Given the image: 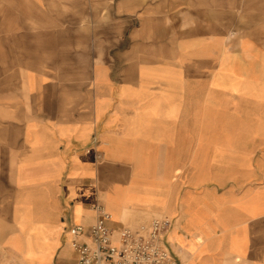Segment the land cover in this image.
<instances>
[{
  "label": "crops",
  "instance_id": "0c3cea01",
  "mask_svg": "<svg viewBox=\"0 0 264 264\" xmlns=\"http://www.w3.org/2000/svg\"><path fill=\"white\" fill-rule=\"evenodd\" d=\"M147 14L125 40L0 37V264H75L68 231L96 205L116 226L169 217L175 264H264L260 40L188 0Z\"/></svg>",
  "mask_w": 264,
  "mask_h": 264
},
{
  "label": "rangeland",
  "instance_id": "374dc122",
  "mask_svg": "<svg viewBox=\"0 0 264 264\" xmlns=\"http://www.w3.org/2000/svg\"><path fill=\"white\" fill-rule=\"evenodd\" d=\"M167 1L169 0H0V37L5 42L10 40L12 34L8 30L12 25L34 26L38 23H47L65 28L79 24L92 29L99 27L101 30L115 25L117 36L125 40L131 32L140 31L141 18L148 15L147 11L162 3H166L167 6ZM189 1L196 7L208 9L214 16L217 13L226 14L221 18L213 16V20H223L232 36H247L260 40L261 50L264 51V0ZM189 17L188 15L181 17L185 20L184 25L188 24ZM231 31H235V34ZM25 60L26 56L22 54L18 60L20 65L16 69H20L18 74H23L21 69L24 68L21 66ZM260 78L259 88L264 95V54L261 55ZM245 86L253 88L252 85ZM232 88L234 89V85ZM262 98L264 100L263 96Z\"/></svg>",
  "mask_w": 264,
  "mask_h": 264
},
{
  "label": "built area",
  "instance_id": "2783aa9c",
  "mask_svg": "<svg viewBox=\"0 0 264 264\" xmlns=\"http://www.w3.org/2000/svg\"><path fill=\"white\" fill-rule=\"evenodd\" d=\"M91 226H72L68 234L75 264H175L166 246L173 221L159 217L136 227L116 226L102 205Z\"/></svg>",
  "mask_w": 264,
  "mask_h": 264
}]
</instances>
